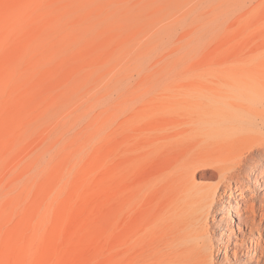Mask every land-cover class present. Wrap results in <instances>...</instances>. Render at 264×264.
Here are the masks:
<instances>
[{"label": "rangeland", "instance_id": "1", "mask_svg": "<svg viewBox=\"0 0 264 264\" xmlns=\"http://www.w3.org/2000/svg\"><path fill=\"white\" fill-rule=\"evenodd\" d=\"M242 20L229 0H0V264H141Z\"/></svg>", "mask_w": 264, "mask_h": 264}, {"label": "bare ground", "instance_id": "2", "mask_svg": "<svg viewBox=\"0 0 264 264\" xmlns=\"http://www.w3.org/2000/svg\"><path fill=\"white\" fill-rule=\"evenodd\" d=\"M229 5L244 47L215 70L208 118L180 138L186 153L156 183L159 208L147 204L152 217L136 232L141 264H264V0Z\"/></svg>", "mask_w": 264, "mask_h": 264}]
</instances>
